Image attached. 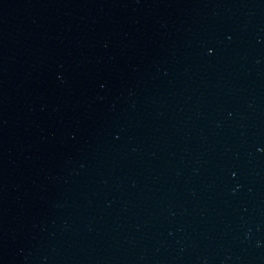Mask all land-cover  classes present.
<instances>
[{
  "label": "water",
  "instance_id": "1",
  "mask_svg": "<svg viewBox=\"0 0 264 264\" xmlns=\"http://www.w3.org/2000/svg\"><path fill=\"white\" fill-rule=\"evenodd\" d=\"M0 264H264V0H0Z\"/></svg>",
  "mask_w": 264,
  "mask_h": 264
}]
</instances>
